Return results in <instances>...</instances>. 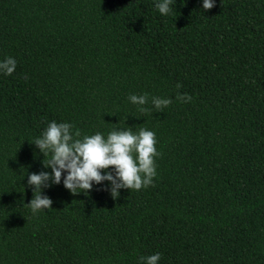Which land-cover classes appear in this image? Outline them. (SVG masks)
I'll return each instance as SVG.
<instances>
[{"label": "trees", "instance_id": "1", "mask_svg": "<svg viewBox=\"0 0 264 264\" xmlns=\"http://www.w3.org/2000/svg\"><path fill=\"white\" fill-rule=\"evenodd\" d=\"M157 2L0 0V62H17L0 72V264H264V0ZM52 121L154 132L153 185L73 195L64 172L33 214L28 176L51 157L31 142Z\"/></svg>", "mask_w": 264, "mask_h": 264}, {"label": "clouds", "instance_id": "2", "mask_svg": "<svg viewBox=\"0 0 264 264\" xmlns=\"http://www.w3.org/2000/svg\"><path fill=\"white\" fill-rule=\"evenodd\" d=\"M175 0H160L155 4L160 14L167 16L173 9ZM215 6L214 0H203V9L210 10ZM17 62L8 57L0 62V72L12 75L16 70ZM179 83L177 88L181 87ZM177 100L190 102L191 96L177 94ZM129 100L136 105H146L148 94L130 95ZM152 105L155 109L162 110L169 106L171 99L152 97ZM141 112L147 113L149 109L141 107ZM73 125L69 123L48 124L41 137L35 139V146L44 155L51 158L45 162V168H51V173L41 171L28 176V185L32 186L33 198L26 204L36 214L42 210L52 208L53 201L46 195H42L43 188L51 184H60L62 173L64 187L73 195L83 192L87 195L93 188V182L97 185L103 181L110 182V194L113 199L120 195L121 189L141 190L153 185L156 176L155 157H158L155 133L141 128L138 133L129 130H113L105 139L104 135L97 132L91 136L80 137V132L73 133ZM109 168L113 172L102 170ZM51 181V184L48 182ZM79 190V191H78ZM160 254L149 257H141V264H158Z\"/></svg>", "mask_w": 264, "mask_h": 264}]
</instances>
